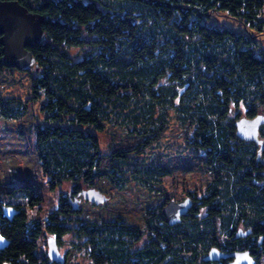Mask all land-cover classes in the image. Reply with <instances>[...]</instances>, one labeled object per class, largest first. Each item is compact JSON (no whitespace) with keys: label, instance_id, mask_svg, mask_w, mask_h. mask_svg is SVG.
<instances>
[{"label":"trees","instance_id":"1","mask_svg":"<svg viewBox=\"0 0 264 264\" xmlns=\"http://www.w3.org/2000/svg\"><path fill=\"white\" fill-rule=\"evenodd\" d=\"M5 1L43 18L45 39L27 49L37 65L31 97L41 100L45 124L21 98L0 97V238L8 241L0 264H77L75 249L55 263L39 240L53 236L60 246L78 221H85L79 232L88 238L91 264H208L211 248L246 250L254 264H264V175L257 158L264 156V52L253 35L207 21L222 12L262 31L264 0ZM67 47L85 52L75 60ZM4 68L11 67L3 65L0 45ZM232 107H243L244 115L241 109L229 120ZM172 109L192 130L187 144L204 152L202 163L214 178L205 195L188 193L194 202L169 226L161 213L168 198L159 187L168 169L126 171L113 161L157 140ZM243 117L261 119V144L237 137L234 123ZM96 132L109 138L105 152ZM29 135L34 153L26 149ZM36 164L51 190L62 180L83 181L106 200L84 201L76 184L78 207L59 196L44 227L28 222L27 211L42 199L32 182ZM3 205L17 211L10 220ZM239 230L249 232L235 238ZM143 234L147 241L133 249Z\"/></svg>","mask_w":264,"mask_h":264},{"label":"rangeland","instance_id":"2","mask_svg":"<svg viewBox=\"0 0 264 264\" xmlns=\"http://www.w3.org/2000/svg\"><path fill=\"white\" fill-rule=\"evenodd\" d=\"M208 22L212 25L219 27H226L236 32H242L244 34H251L254 36L260 49L264 52V26L262 31H249L240 21L235 20L225 13H213L208 16ZM67 54L73 59L77 60L82 57L85 52L84 48L79 47H67L65 48ZM35 68L31 71H20L15 68H4L0 72V97H18L22 101L28 104V107L33 110L36 117V122L41 126L45 124L43 112L39 111L40 101H34L35 97H31L30 91V78L35 74ZM34 72V73H33ZM242 109V110H241ZM243 107H232L231 113H229V120H233L236 114H239L240 110L243 113ZM235 114V115H234ZM241 114V115H242ZM239 115V117H241ZM242 115V116H243ZM168 123L164 127L163 131L159 135V138L151 142L147 147L139 152L132 153L126 158H115L114 164L125 169L126 171H132L135 169L145 168H160L165 167L168 172L160 177L159 187H161L166 193L167 200H183L190 192L196 197L205 195L206 188L212 183V172L202 163L205 157L203 151L193 148L187 144L191 139V131L185 129L182 122L177 120L174 110L168 112ZM1 124V122H0ZM56 124V123H55ZM64 125V124H63ZM259 138L264 142V124H261ZM89 131H92L89 129ZM96 136L99 142V146L102 152L107 149L109 142L108 136L103 132H96ZM26 149L29 153L37 151L35 146V139L33 135H29L26 140ZM264 149V146H263ZM263 151V150H262ZM33 183L35 182V190L41 196V201L38 206L33 209H29L28 222H39L42 227L46 218V215L53 211L57 207L59 196H63L71 199V203L78 207L82 201L80 199H72L74 193V185L82 190L89 189L87 183L83 181H69L62 180V182L55 186L54 189H50L47 180L48 175L44 172L42 166L35 165L33 168ZM158 171H160L158 169ZM216 178V177H215ZM195 202H197L195 200ZM97 204H100L99 202ZM106 221L113 220L112 217L103 215L102 219ZM216 226H218L219 220L215 218ZM69 222L68 224H70ZM85 221H78V223L70 224L74 229V233H68L62 236L60 246H57L59 253L62 255L68 250H74L72 255V261L77 264H91L87 253V247H85L86 236L81 235L79 231ZM241 230L245 227L240 224L238 226ZM240 231V230H239ZM241 232V231H240ZM147 235L143 234L138 242L132 246L133 249L141 248L143 243L147 240ZM39 244L43 253H47V235L42 234L39 240ZM50 262V261H48Z\"/></svg>","mask_w":264,"mask_h":264},{"label":"water","instance_id":"3","mask_svg":"<svg viewBox=\"0 0 264 264\" xmlns=\"http://www.w3.org/2000/svg\"><path fill=\"white\" fill-rule=\"evenodd\" d=\"M42 16L28 11L27 8L20 5L17 1L0 0V45L2 52V63L6 67L16 68L20 71H29L33 67L37 68L36 61L31 52L27 49L45 39V33L42 29ZM262 123L260 118L252 120L239 118L235 121V132L237 137L242 140L255 141L261 144L257 139L258 128ZM262 165V174L264 175V156H257ZM86 199L95 203H102L106 200L95 188L90 187L80 192ZM191 206L189 198L183 200H167L161 208L165 222L173 226L180 222L181 217L187 214ZM2 212L6 219L10 220L17 212L13 207L8 205L1 206ZM249 232V230H247ZM246 232L238 231L236 237H242ZM8 241L0 238V251L4 249ZM47 255L58 263L62 256L57 249V243L53 236L47 237ZM232 258L226 264H253L254 260L250 257L248 251H233L223 253L215 248H211L204 257L205 261H217L220 258Z\"/></svg>","mask_w":264,"mask_h":264},{"label":"flooded vegetation","instance_id":"4","mask_svg":"<svg viewBox=\"0 0 264 264\" xmlns=\"http://www.w3.org/2000/svg\"><path fill=\"white\" fill-rule=\"evenodd\" d=\"M90 188V187H89ZM81 191H82V189H81ZM189 195V194H188ZM81 196H82V198H83V200L84 201H88V202H91V203H95V202H93V201H90V200H88V199H86L82 194H81ZM186 198H189L190 199V202H191V200H192V198H191V196L189 195V196H187ZM193 201V200H192ZM194 202V201H193ZM96 204V203H95ZM243 231L245 230L246 231V229H242ZM246 234H248V232H246ZM246 234H244L242 237H244V236H246ZM235 249H237V248H235ZM228 250V249H227ZM236 251V250H235ZM244 251V250H243ZM230 252V251H229ZM231 252H233V251H231ZM230 260H232V258H226V257H224V258H220L219 260H217V261H205V262H207L208 264H226L228 261H230ZM254 260V259H253Z\"/></svg>","mask_w":264,"mask_h":264}]
</instances>
